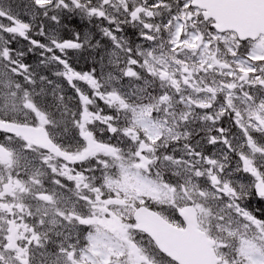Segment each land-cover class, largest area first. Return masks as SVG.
<instances>
[{
    "label": "snow or ice",
    "instance_id": "1",
    "mask_svg": "<svg viewBox=\"0 0 264 264\" xmlns=\"http://www.w3.org/2000/svg\"><path fill=\"white\" fill-rule=\"evenodd\" d=\"M0 133V264H264V0H0Z\"/></svg>",
    "mask_w": 264,
    "mask_h": 264
},
{
    "label": "trees",
    "instance_id": "2",
    "mask_svg": "<svg viewBox=\"0 0 264 264\" xmlns=\"http://www.w3.org/2000/svg\"><path fill=\"white\" fill-rule=\"evenodd\" d=\"M21 3V0H16L13 5H16V4H19ZM72 27H74L77 31H82L83 29V26H82V23H81V20H79V18H76L75 20L72 21ZM132 34V30H129L128 32V35L131 36ZM71 36H68L66 34V38H71L72 37V33L69 34ZM40 41H42L40 38H36ZM27 41H23L22 39L20 40V42L18 44H13V47L14 48H23L25 46H27ZM39 59H41V57H39L37 54H34V53H29L28 56L25 58L26 62L29 63V64H32V65H35L39 62ZM74 66L77 67V69H83V70H88L91 66V61H88L86 59H81L79 57H76L74 59ZM47 75H52L51 73H45ZM64 87L65 89H67L68 93H72V90L70 88H68L67 84L65 83L64 84ZM101 103V106H103L102 102Z\"/></svg>",
    "mask_w": 264,
    "mask_h": 264
},
{
    "label": "flooded vegetation",
    "instance_id": "3",
    "mask_svg": "<svg viewBox=\"0 0 264 264\" xmlns=\"http://www.w3.org/2000/svg\"><path fill=\"white\" fill-rule=\"evenodd\" d=\"M81 23H82V26H83L82 31H88V30L91 28V25H88L87 21H81ZM96 31H98V30H96ZM66 34H67L68 36H71V35H69V34H71L70 31H68V32H64V33H62V35L64 36V38H66ZM35 38H40V39L42 40L41 42H46L44 37H39V36H37V37H35ZM106 135H107V134H106ZM2 138H3V133H0V139H2Z\"/></svg>",
    "mask_w": 264,
    "mask_h": 264
},
{
    "label": "rangeland",
    "instance_id": "4",
    "mask_svg": "<svg viewBox=\"0 0 264 264\" xmlns=\"http://www.w3.org/2000/svg\"><path fill=\"white\" fill-rule=\"evenodd\" d=\"M16 0H7V2L8 3H11V4H13L14 2H15ZM50 77L52 78V79H57L54 75H50ZM66 91H67V89H66ZM70 95H71V93H69Z\"/></svg>",
    "mask_w": 264,
    "mask_h": 264
}]
</instances>
